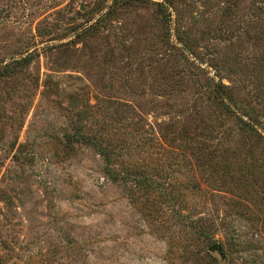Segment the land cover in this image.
<instances>
[{"label": "rangeland", "instance_id": "obj_1", "mask_svg": "<svg viewBox=\"0 0 264 264\" xmlns=\"http://www.w3.org/2000/svg\"><path fill=\"white\" fill-rule=\"evenodd\" d=\"M0 264H264V0H0Z\"/></svg>", "mask_w": 264, "mask_h": 264}, {"label": "trees", "instance_id": "obj_2", "mask_svg": "<svg viewBox=\"0 0 264 264\" xmlns=\"http://www.w3.org/2000/svg\"><path fill=\"white\" fill-rule=\"evenodd\" d=\"M97 140H100L98 138H94L93 135H80L79 141L84 144H89L93 146L98 154L102 157V159L105 162V173L108 176V179L111 182L114 183H120V185H124V191L128 190L127 192H130V188L127 189L125 186L127 182H131L133 184V187H135L136 191L149 189L150 187H153L154 181L151 180V177L148 176H142L137 175L136 177H132L129 174H120L118 172H115L113 169H111V166L113 164V159L111 157V152L108 150L107 146L101 145ZM134 204L136 202V199H130ZM148 199H146L147 201ZM141 204V203H140ZM184 218L180 212L177 215V221L180 223L181 219ZM189 228L192 229V226L187 224ZM190 236L195 237V240L199 241L201 239L202 242H208L211 239V236L205 231V230H195V233H191ZM203 244V243H202Z\"/></svg>", "mask_w": 264, "mask_h": 264}]
</instances>
